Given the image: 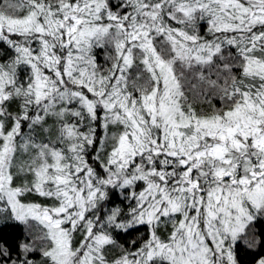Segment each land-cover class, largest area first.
Returning a JSON list of instances; mask_svg holds the SVG:
<instances>
[{
	"label": "snow or ice",
	"instance_id": "6c2138e0",
	"mask_svg": "<svg viewBox=\"0 0 264 264\" xmlns=\"http://www.w3.org/2000/svg\"><path fill=\"white\" fill-rule=\"evenodd\" d=\"M0 264H264V0H0Z\"/></svg>",
	"mask_w": 264,
	"mask_h": 264
}]
</instances>
